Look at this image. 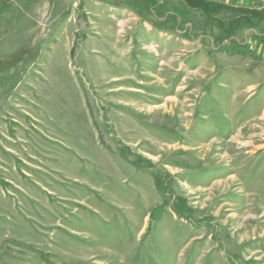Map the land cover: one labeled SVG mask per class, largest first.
<instances>
[{
    "label": "rangeland",
    "instance_id": "374dc122",
    "mask_svg": "<svg viewBox=\"0 0 264 264\" xmlns=\"http://www.w3.org/2000/svg\"><path fill=\"white\" fill-rule=\"evenodd\" d=\"M112 1L0 0V264H264V0Z\"/></svg>",
    "mask_w": 264,
    "mask_h": 264
},
{
    "label": "crops",
    "instance_id": "0c3cea01",
    "mask_svg": "<svg viewBox=\"0 0 264 264\" xmlns=\"http://www.w3.org/2000/svg\"><path fill=\"white\" fill-rule=\"evenodd\" d=\"M41 1V0H40ZM39 0H38V2H40ZM56 1L57 0H55V3H56ZM66 0H59V4L60 5H62V4H64V2H65ZM91 1V3L93 4V5H95V3H100L99 1H103L104 3L106 2V3H109V4H111V3H114L115 4V2H113L112 0H90ZM219 2H225V3H231V4H233V3H235V1L234 0H218ZM249 1L250 0H247V3H249ZM88 2H89V0H86V4H88ZM169 3H171L172 5H174V0H167L166 1V4H169ZM40 4H41V2H40ZM39 4V5H40ZM119 4H121V5H124L126 8H128V9H130L131 7H128V5H125V4H123V3H121V2H119ZM141 4H143V3H140V5ZM134 7H132V9L134 10V11H142L140 8H141V6H139V3H135V5H133ZM172 9V8H171ZM141 14H143V12H140ZM139 13V14H140ZM172 13V12H171Z\"/></svg>",
    "mask_w": 264,
    "mask_h": 264
}]
</instances>
